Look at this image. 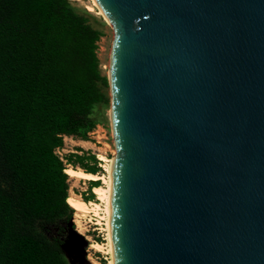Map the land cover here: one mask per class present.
<instances>
[{
  "label": "water",
  "instance_id": "water-1",
  "mask_svg": "<svg viewBox=\"0 0 264 264\" xmlns=\"http://www.w3.org/2000/svg\"><path fill=\"white\" fill-rule=\"evenodd\" d=\"M114 264H264V0H95Z\"/></svg>",
  "mask_w": 264,
  "mask_h": 264
},
{
  "label": "trees",
  "instance_id": "trees-1",
  "mask_svg": "<svg viewBox=\"0 0 264 264\" xmlns=\"http://www.w3.org/2000/svg\"><path fill=\"white\" fill-rule=\"evenodd\" d=\"M99 37L68 0H0V264H67L74 209L56 148L96 126L91 109L107 81ZM73 158L98 172L94 155Z\"/></svg>",
  "mask_w": 264,
  "mask_h": 264
},
{
  "label": "rangeland",
  "instance_id": "rangeland-1",
  "mask_svg": "<svg viewBox=\"0 0 264 264\" xmlns=\"http://www.w3.org/2000/svg\"><path fill=\"white\" fill-rule=\"evenodd\" d=\"M68 1L77 13L86 16L88 22L100 32V37L97 42V57L100 72L107 80L106 86L104 87L106 100L94 104L91 109V116L96 121V132L93 134L89 133L86 139H81L77 136H64V144L62 147L56 148V153L66 163V167L72 166L77 168L81 167L75 158L67 160L70 153L75 152L82 154L84 152L92 154L97 160L96 165L98 172L105 173V169L102 165L104 162H102L98 155L104 154L106 157L111 158L116 154L111 125V98L108 81L114 32L106 17L98 13V7L93 6L95 10H89L88 6L93 5V0ZM101 134H104V136L101 137ZM86 163L89 165L94 164V162L90 161H86ZM68 181V194L70 195L72 192L84 200H86V198L95 200L96 194L93 192V186L102 184V180H77L70 176ZM100 226L101 225L97 224L92 213L84 216V218H78L76 216V210L74 209L72 222L66 226V230L63 234L64 258L67 264H110V254L98 251L92 246L93 242H106V232H104Z\"/></svg>",
  "mask_w": 264,
  "mask_h": 264
},
{
  "label": "bare ground",
  "instance_id": "bare-ground-1",
  "mask_svg": "<svg viewBox=\"0 0 264 264\" xmlns=\"http://www.w3.org/2000/svg\"><path fill=\"white\" fill-rule=\"evenodd\" d=\"M93 6L98 7V13L104 15L103 11L95 0H93L92 6H88L89 10H95ZM98 156L102 162H104L102 165L105 169V173L86 172L82 168L72 166H68L65 169L66 173L71 178H75L77 180H102V184L93 186V192L96 194V199L86 201L71 192L67 198V202L72 208L76 210V216L78 218H84V216H87L88 214H93L97 224L101 225L100 228L106 232V242H93L92 246L98 251L110 254V264H114L110 238V171L112 157H106L104 154H99Z\"/></svg>",
  "mask_w": 264,
  "mask_h": 264
},
{
  "label": "built area",
  "instance_id": "built-area-1",
  "mask_svg": "<svg viewBox=\"0 0 264 264\" xmlns=\"http://www.w3.org/2000/svg\"><path fill=\"white\" fill-rule=\"evenodd\" d=\"M96 132V130H95V128L90 132L91 134H93V133H95ZM103 133V132H102ZM104 136V134H101V137H103ZM99 141V140H98ZM101 231V230H100Z\"/></svg>",
  "mask_w": 264,
  "mask_h": 264
}]
</instances>
